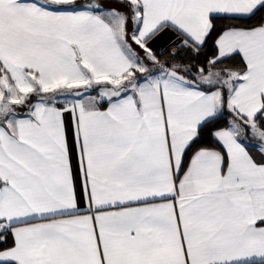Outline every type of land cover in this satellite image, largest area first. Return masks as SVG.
Masks as SVG:
<instances>
[{
    "label": "snow or ice",
    "instance_id": "obj_1",
    "mask_svg": "<svg viewBox=\"0 0 264 264\" xmlns=\"http://www.w3.org/2000/svg\"><path fill=\"white\" fill-rule=\"evenodd\" d=\"M0 264H264V0H0Z\"/></svg>",
    "mask_w": 264,
    "mask_h": 264
}]
</instances>
